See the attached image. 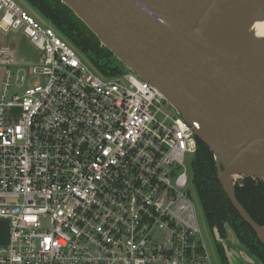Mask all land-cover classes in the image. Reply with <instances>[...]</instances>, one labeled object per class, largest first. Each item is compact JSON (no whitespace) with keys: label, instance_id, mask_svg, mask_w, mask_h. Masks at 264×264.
<instances>
[{"label":"built area","instance_id":"1","mask_svg":"<svg viewBox=\"0 0 264 264\" xmlns=\"http://www.w3.org/2000/svg\"><path fill=\"white\" fill-rule=\"evenodd\" d=\"M17 31L39 59L0 48V264H211L189 184L197 125L0 0V32Z\"/></svg>","mask_w":264,"mask_h":264},{"label":"water","instance_id":"2","mask_svg":"<svg viewBox=\"0 0 264 264\" xmlns=\"http://www.w3.org/2000/svg\"><path fill=\"white\" fill-rule=\"evenodd\" d=\"M59 1L112 65L133 72L197 125L223 192L264 246V226L235 196L242 179L264 181V36L253 30L264 22V0Z\"/></svg>","mask_w":264,"mask_h":264},{"label":"trees","instance_id":"3","mask_svg":"<svg viewBox=\"0 0 264 264\" xmlns=\"http://www.w3.org/2000/svg\"><path fill=\"white\" fill-rule=\"evenodd\" d=\"M55 30L104 76L114 71L112 55L100 47L96 37L59 0H25ZM109 71V72H108ZM191 164L192 184L197 193L203 216L211 232L216 229L226 239L227 228L239 244L260 264H264V246L253 230L241 219L223 192L216 175L213 155L200 141ZM235 196L250 217L264 226V181L244 178L235 185ZM215 248L220 264H229L225 251L217 241Z\"/></svg>","mask_w":264,"mask_h":264},{"label":"rangeland","instance_id":"4","mask_svg":"<svg viewBox=\"0 0 264 264\" xmlns=\"http://www.w3.org/2000/svg\"><path fill=\"white\" fill-rule=\"evenodd\" d=\"M17 5H19L29 16H31L35 21H37L38 23H40L42 26H46L47 25V21L44 19V17H42V15H40L34 8H32L25 0H13ZM7 39V41L9 40V38H5ZM17 49H18V57H22L23 60L30 61L32 63L26 64L27 66L33 67L34 65L37 64L38 58L36 55L35 50L31 49V47L26 43L25 40H18L17 41ZM81 56L82 53H80ZM86 63L88 64V66L101 78H103V75L96 69L95 66H93L88 59H86V57H82ZM35 82H42V77L40 76H35L32 74H29L28 77V82L25 85V87L28 86H32ZM189 179L190 182L189 184H191V195L193 198V203L195 205V212H196V219H197V224L200 228L201 231V239L203 242V245L205 247V250L210 258L211 264H220L219 258H218V254L215 248V238L212 234V232L210 231V229L207 226V223L205 221V218L203 216V212L201 210V206H200V202L197 196V193L195 191V188L192 185V171L190 168L189 171ZM227 232L231 233V230L229 228H227ZM8 236V224L7 222H5L4 220L0 219V244H4L6 239ZM228 248H232L231 247V242L229 239H225L223 241V245L226 249V245ZM243 248V247H242ZM244 249V248H243ZM247 253V252H246Z\"/></svg>","mask_w":264,"mask_h":264},{"label":"crops","instance_id":"5","mask_svg":"<svg viewBox=\"0 0 264 264\" xmlns=\"http://www.w3.org/2000/svg\"><path fill=\"white\" fill-rule=\"evenodd\" d=\"M9 38V40L7 41V39L5 38ZM18 40H25L26 43L31 47V49L35 50L36 55L39 59V52L28 42V40L26 39V37L19 31L17 32H10L8 34H3L0 32V48H9L15 51L16 53V61L19 64L22 65H26L29 63H32L30 61H25L22 59V57H18V49H17V41ZM3 72H4V68L2 66H0V85H1V80H2V76H3ZM8 239V236H7ZM7 239L5 241V243L7 242ZM226 239H229L231 242V247L232 248H228L227 244L226 249L229 252V254L233 257V259L236 261L237 264H259L254 258H252L248 253H246V251L242 248V246L238 243L237 239L235 238L234 234L227 232V237Z\"/></svg>","mask_w":264,"mask_h":264},{"label":"bare ground","instance_id":"6","mask_svg":"<svg viewBox=\"0 0 264 264\" xmlns=\"http://www.w3.org/2000/svg\"><path fill=\"white\" fill-rule=\"evenodd\" d=\"M253 30L257 36H264V22L256 24Z\"/></svg>","mask_w":264,"mask_h":264},{"label":"flooded vegetation","instance_id":"7","mask_svg":"<svg viewBox=\"0 0 264 264\" xmlns=\"http://www.w3.org/2000/svg\"><path fill=\"white\" fill-rule=\"evenodd\" d=\"M231 232H232V231H231ZM212 234H213V236H214V238H215V242L217 241L218 243H220L221 246H222V249L225 251V247H224V245H223V241H224L225 239H220L219 237L216 238V236H215V234H217L216 229L213 230ZM217 236H218V234H217ZM226 237H227V236H226ZM238 243H239V242H238Z\"/></svg>","mask_w":264,"mask_h":264}]
</instances>
